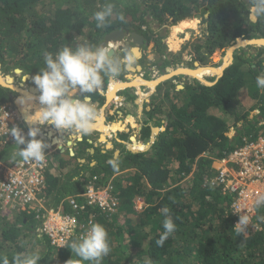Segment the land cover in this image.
Wrapping results in <instances>:
<instances>
[{
    "label": "trees",
    "instance_id": "trees-1",
    "mask_svg": "<svg viewBox=\"0 0 264 264\" xmlns=\"http://www.w3.org/2000/svg\"><path fill=\"white\" fill-rule=\"evenodd\" d=\"M108 3L115 6L113 15L106 27L97 28L93 14ZM251 6V0H0V67L21 69L33 77L46 67L45 53L55 56L63 47L78 44L97 47L107 34L122 29L144 38L139 63L156 55L160 58L156 68L162 74L170 73L180 64L186 46L178 53L166 52V36L160 30L168 20L175 26L196 17L206 29L204 38L192 45L191 54L203 66L205 59L220 56L239 38H264V18L253 22L249 18ZM121 13L123 21L119 19ZM255 47L258 53L247 57L254 62L248 64L236 49L233 63L221 76L209 79V86L189 77L190 82L176 89L171 81L181 78L180 74L159 83L138 129L137 140L148 146L146 151L125 148L123 141L133 131L127 127L118 136L117 145L123 148L118 154L96 149L88 138L80 142V156L74 152L70 155L66 148L46 170L36 195L42 208L28 210L24 206L15 211L0 203V256H7L12 264L17 253L37 254L41 250L38 264H66L70 258L72 264H94L80 261L68 247L52 246L39 230L45 210L60 208L62 214L78 221V231L85 232L89 221L90 226L98 223L106 228L111 252L101 264H142L144 257L151 258L153 264H264V206L256 208L246 232L237 234V218L230 212L231 197L207 185L213 159L245 140L255 139L264 130V100L260 95L264 89L256 85V77L264 74V48ZM115 52L119 57L126 54L124 50ZM249 79L253 81L250 86ZM110 80L122 78L105 77L102 87ZM19 94L0 85V105L8 104L19 111ZM89 95L91 101L104 103L105 97L98 91ZM113 117L117 115L111 103L106 121ZM153 128H157L155 134ZM232 128L235 136L228 138ZM40 138L49 144L47 149L55 145L51 138L38 134ZM11 148L0 149V160L11 164L22 161ZM71 172L74 176L69 179ZM92 184L112 189L119 201L114 213L97 204L72 208L68 198L82 203L83 193ZM65 186L67 193L63 192ZM59 195L64 198L55 205ZM135 198L143 200L140 211L134 208ZM165 206L170 209L176 231L158 247L156 240L164 231L165 218L160 210ZM125 234H130L128 243L123 241ZM75 240L79 238H71L68 245ZM55 253L57 259L52 258Z\"/></svg>",
    "mask_w": 264,
    "mask_h": 264
},
{
    "label": "clouds",
    "instance_id": "clouds-1",
    "mask_svg": "<svg viewBox=\"0 0 264 264\" xmlns=\"http://www.w3.org/2000/svg\"><path fill=\"white\" fill-rule=\"evenodd\" d=\"M251 4L249 18L253 22L264 18V0H251ZM114 7L113 4L108 3L102 10L93 14L97 22V28L107 26L108 18L113 15ZM119 19L124 20L122 13L119 15ZM124 43L119 45L118 43H110L116 45V49H112L108 44L97 47L78 44L75 48L71 46L63 47L55 56L52 53H45L44 62L46 67L32 77V81L40 93L38 98L31 94H25L17 98V103L22 106V111L25 113L31 111L34 107L33 102L37 99L40 105L34 113L25 116V124L39 126L47 124L61 132L75 131L80 134H90L96 126L99 114L90 102L89 94L102 88L105 77L115 79L124 68L131 67L135 62L134 49L129 50L122 57L113 54L112 50L115 53L118 46H123ZM158 72L152 76L151 71V80L147 78L145 82L156 79ZM256 85L258 88L264 89V74L256 77ZM125 89H128V87H125ZM77 93L82 98L78 97ZM39 126L29 127L27 138L22 134L19 127H12L9 131L15 144L20 146L17 154L24 162L42 164L45 159V150L49 147V144L42 139H37L41 131ZM137 142L140 143L139 140ZM59 143L61 144V141ZM22 145L23 147H21ZM124 145L125 148L126 146L130 147L129 144ZM141 146H143L142 143ZM137 152H142V150ZM262 206H264V196L258 197L255 201V207L260 208ZM160 211L165 217L162 222L164 231L156 240V245L163 247L165 241L176 231V225L169 215L170 209L167 206ZM236 213L240 214L241 212ZM248 224V215L241 214L234 229L237 234L245 233ZM67 247L80 261L94 262V264H101L102 259L111 252L108 232L103 225L98 223L92 224L87 234L79 240L72 241ZM40 259L41 257L35 253L22 252L12 257V264H38ZM0 264H10L8 257L0 256ZM66 264H72V259L68 260ZM142 264H153V261L149 257H144Z\"/></svg>",
    "mask_w": 264,
    "mask_h": 264
},
{
    "label": "built area",
    "instance_id": "built-area-1",
    "mask_svg": "<svg viewBox=\"0 0 264 264\" xmlns=\"http://www.w3.org/2000/svg\"><path fill=\"white\" fill-rule=\"evenodd\" d=\"M108 45L116 49V45ZM155 73L156 70L153 69L152 76ZM24 124L17 110L8 104L0 105V149L17 145L9 133L12 127H19L22 134L27 135L29 129ZM49 150L50 153L54 152L53 149ZM51 162L47 155L42 164L22 160L7 167L0 160V203L15 211L24 206L28 210L42 208L41 205L39 207L36 195L44 184L45 173ZM211 166L212 175L208 178L207 185L219 190L223 196L231 197L230 212L237 218L235 225L241 214L248 215L250 224L256 214L255 201L264 196V130L255 139L245 140L238 148L221 158L213 159ZM82 198V203L68 198L73 209L77 210L88 203L97 204L114 213L119 203L111 188H99L95 184L87 188ZM59 209L45 210V219L39 230L47 236L52 246L66 249L71 238L80 239L85 232L88 233L91 222L83 226L85 232L78 231V221L71 215L62 214Z\"/></svg>",
    "mask_w": 264,
    "mask_h": 264
},
{
    "label": "rangeland",
    "instance_id": "rangeland-1",
    "mask_svg": "<svg viewBox=\"0 0 264 264\" xmlns=\"http://www.w3.org/2000/svg\"><path fill=\"white\" fill-rule=\"evenodd\" d=\"M190 19V18H189ZM191 19H196L197 20V24H196V27L194 28V29H187V30H184L181 34H178L177 35V37L179 38V41L181 42L180 44H179V47H178V50L177 51H174V52H172V51H170L171 53H178V52H180L181 50H182V48L184 47V46H186V48H185V50L182 52V54H181V62H180V64L179 65H177L176 67H175V69L176 68H178V69H181L182 70V68L184 69V70H189V71H193V70H195V69H197V68H212V69H219V68H222L223 67V65H224V62H225V59H226V57H227V52L229 51V49H230V47L229 48H227V49H225L222 53H221V55L220 56H217L218 57V60H216V61H214L212 58L213 57H211V58H207V59H205L204 60V65L203 66H201L200 65V63L199 62H197V61H195V60H193V57H192V52H191V50H192V45L195 43V42H197L198 40H201V39H203L204 37V34H205V29H206V24L202 21V19L200 18V17H196V18H191ZM130 23H132V22H130ZM170 20H168L165 24H164V27L160 30V34L161 35H164V36H166V38L164 39V45H165V47H166V52H168V50H169V47H167L168 45H167V40H168V38H169V35L171 34V27L172 26H170ZM154 26H157V23L156 22H154ZM188 33V36L186 37L184 34L185 33ZM184 38H186V39H184ZM181 39H183V40H181ZM260 39H264V38H260ZM258 46H260V45H258ZM236 47V46H235ZM263 48H264V46H263ZM236 49H240L239 50V54L241 55H243L245 58H246V62L248 63H250V62H254V61H251L250 59H247V57H249L250 55H256L257 53H258V50H259V48H256L255 47V45L254 44H248V45H245V46H237L236 48H234L233 50H232V52H231V59H230V61L228 62V64H226V65H224V67L225 66H228L230 63H233V55H234V51L236 50ZM238 52V51H237ZM117 52H115V54H116ZM158 59H159V61H160V58L158 57V56H156V55H153L152 57H151V60H149V65H152V64H158ZM141 64H142V67L144 68L145 67V65H146V62L145 61H141L140 62ZM195 63H198L199 65L198 66H195L194 64ZM248 63V64H249ZM155 64V66H153V67H155L156 68V65ZM247 64V65H248ZM10 65V64H9ZM137 66H139L138 65V63L137 62H135L134 64H132V67L133 68H135V67H137ZM251 67L253 68V64H251ZM174 69V70H175ZM16 70L17 71H19V72H16ZM124 72V70L121 72V74L119 75L120 76V78H123L122 77V73ZM131 74H129L128 75V80L127 81H124V82H122V81H118L117 83H126V84H129L130 83V78H140L142 81H146L147 80V78H149V76H144V77H141V75L143 74V70H141V71H139V72H137V71H132V72H130ZM166 74H168V73H166ZM182 74V75H181ZM214 73H207V75H205V76H203V80L204 81H206V82H210L209 81V79H212V78H214V77H216V74H214ZM163 76H165V74H162L160 71L158 72V75H157V78L156 79H154V80H152V81H156V80H158V81H156V82H159V81H161L162 79H160L161 77H163ZM179 76H182L181 78H176L175 80H172L171 82H172V84L176 87V89H180L184 84H186L187 82H190V78L189 77H191V76H189L188 74H184V73H180V75ZM0 78H1V80H3V82H4V84H6V86L7 85H10V86H14V88H17V90L18 91H20L19 89H22V90H26V91H29V92H33L34 93V95H35V97H37L38 98V96H39V91H38V89H37V87H36V85L33 83V81H32V76L31 75H27V74H24L23 73V71L21 70V69H6V70H2L1 69V67H0ZM151 78V77H150ZM194 78V77H193ZM173 79V78H172ZM196 79V78H195ZM148 80H151V79H148ZM198 80V79H197ZM8 83H7V82ZM151 81V82H152ZM252 79H249L248 81H247V83H248V86H250V85H252ZM151 84V83H150ZM110 85L111 84H107L105 87H102V91H103V95H105V98H106V100H107V96H108V89L110 88ZM143 85H145V84H143ZM9 86V87H10ZM127 87H129V86H127ZM126 87V88H127ZM153 87H154V85H153ZM157 87V86H156ZM156 87L153 89L152 88V90H154L155 92H156ZM134 88H138V87H134ZM134 88L132 87V88H128V89H125V88H123V89H119V90H117L116 92H115V94H114V97L111 99L110 97L108 98V101L110 102V101H113V105L115 106L117 103H119V96L122 98L123 97V94L124 95H127L130 99L131 98H133L135 95H136V92H134ZM132 89V90H131ZM139 92H140V95L142 96V97H145L144 95H146V94H151L152 95V97L155 95V92H152V91H150V90H148V88H144V87H142V85L139 87ZM144 89H146V91L145 92H143V90ZM254 89V88H253ZM165 90V88L163 87V91ZM250 91H252V89H250ZM139 92H137V93H139ZM151 92V93H150ZM143 94V95H142ZM260 95H261V97H262V99L264 100V92L263 91H261L260 92ZM150 96V95H149ZM148 96V97H149ZM150 98H151V96H150ZM125 99V98H124ZM122 101V100H121ZM262 102V101H261ZM93 103L95 104H97V108H96V110H97V112L98 113H100L101 112V107H102V105H100V100L99 101H97L96 100V102L95 101H93ZM124 103H132V102H130V100H128L127 98L125 99V102ZM166 103V102H165ZM263 103V102H262ZM167 104V103H166ZM165 104V106H168V104L166 105ZM122 107H123V105H122ZM121 107V108H122ZM38 109V107L36 108V109H34V108H32L31 109V111L28 113V114H32V113H34V111H36ZM100 110V111H99ZM144 114H145V112H144ZM254 114H256V111L251 115V116H254ZM25 115H27V113H25ZM124 116V118H125V120L124 119H122L121 117L120 118H118V117H113V118H109L108 119V121H103L102 123V125L104 126V127H110V128H112V127H117V129H119V130H117V129H115V130H108V132H102V131H100V130H98V129H94L90 134H87V135H84L83 136V138L84 137H86V138H90V139H92V140H98L99 139V141L101 140L102 141V143L101 144H99L98 146H96V149H98V150H100V149H102V147H104V148H107V149H111V150H113V152H115V153H117L118 154V152H120L121 151V149L123 150V148L121 147V146H118L117 145V143L116 142H114V141H112V143H111V141L108 139L109 138V133H111V135H112V133H117V137L119 136V134L121 133V132H123V130H121V129H123L122 127H127V128H130V129H132L133 131H132V133L130 134V137L129 138H132V137H134L135 138V141L134 142H136L135 144H133V141H131L130 139H128L127 141H123V143L124 144H129L131 147L132 146H135V148L136 149H138V148H143L142 150V152H144V151H146L147 149H145V147H143V146H141V143L143 144V142L142 141H140V143H138L137 141V139L138 138H140V135H139V133H138V130L136 129V127L135 126H137V119L135 118V116L136 115H133V113L131 114V112H129V113H127V115L125 114V115H123ZM250 116V117H251ZM102 119H103V116L101 117ZM145 118H146V115H145ZM143 119V118H142ZM128 121V122H127ZM118 122H121V123H118ZM97 123V122H96ZM127 124V125H126ZM32 126V125H31ZM35 126H39V125H35ZM43 126H45V127H43V128H41V132H40V134H42L43 133V135L46 133V135L48 136V139H52L53 140V142L54 143H56L57 144V146L59 147H65V141H67V139H68V136L69 135H71V133H67L66 131L65 132H61V131H59V130H57V129H55L53 126H51V125H47V124H45V125H43ZM50 127V128H49ZM125 130V129H124ZM59 131V132H58ZM117 131V132H116ZM58 133H60V134H63V138H61L60 136L61 135H58ZM227 137L229 136L230 138H232V137H234L235 135H234V131H233V128L232 129H230L228 132H227ZM106 136V137H105ZM102 137H103V139H102ZM228 137V138H229ZM41 139V138H40ZM129 140L131 141L130 143H129ZM137 140V141H136ZM59 141H61V144L59 143ZM131 143H132V145H131ZM64 145V146H63ZM23 146V145H22ZM10 147V146H9ZM13 147V146H12ZM104 150V149H103ZM50 150L49 149H46L45 150V155H47V158L48 159H50L51 161H53L54 162V160H55V158L56 157H60V156H62L59 152H55V153H50L49 152ZM11 161H9V162H4V164L7 166V167H11V163H10ZM17 163V162H16ZM15 163V164H16ZM13 166V165H12ZM211 168H212V166H211ZM73 176H74V173H72L71 172V174L68 176V178L69 179H72L73 178ZM68 179V180H69ZM71 181V180H70ZM67 191H69V189H68V187L67 186H65V188L63 189V192H66L67 193ZM64 198V196L63 195H59L56 199H55V202H54V204L55 205H57L59 202H61L62 201V199ZM135 202H134V208H135V210L136 211H140V209L142 208V205H143V200L142 199H136L135 198V200H134ZM9 207V206H8ZM133 237H135V236H133ZM123 241H124V243H128L129 241H130V234H125V235H123ZM41 251V250H40ZM40 251H38V253L40 252ZM37 253V254H38ZM58 254L57 253H55L54 255L52 254V258L54 257V259H57L58 258V256H57ZM56 256H57V258H56ZM71 259V258H70ZM69 259V260H70Z\"/></svg>",
    "mask_w": 264,
    "mask_h": 264
},
{
    "label": "crops",
    "instance_id": "crops-1",
    "mask_svg": "<svg viewBox=\"0 0 264 264\" xmlns=\"http://www.w3.org/2000/svg\"><path fill=\"white\" fill-rule=\"evenodd\" d=\"M185 20H188V19H185ZM178 24V23H177ZM187 33V32H186ZM185 33V34H186ZM184 39H186V38H184ZM181 40H183V39H181ZM121 43H124V41L123 42H121ZM118 45H119V43H118ZM168 45V44H167ZM133 46H136L135 44L133 45ZM168 47V46H167ZM261 47H263V46H261ZM178 50V49H177ZM177 50H171L170 48H169V50H168V52H170V51H172V52H174V51H177ZM171 53V52H170ZM149 60H151V56H149V58H148ZM149 60L147 61H145L146 62V65H145V67L143 68L142 67V64H140L139 62H138V58H135V62H137L138 63V65H139V67L141 68L140 70H138V69H136V67H135V70L134 71H137V72H139V71H141V70H143V74L141 75V77H144V76H149V78L148 79H150V72L154 69V70H156V73L159 71V69H155V67H153V65H149ZM134 62V63H135ZM133 63V64H134ZM176 69H178V68H176ZM133 70H129L128 68H124V72L122 73V82H124V81H127L128 80V75L129 74H131L130 72H132ZM133 71V72H134ZM155 73V74H156ZM141 80V79H140ZM159 80V79H158ZM158 80H156V81H158ZM112 81H114L113 83H111ZM156 81H152V83L153 82H156ZM118 81L117 80H110L108 83L109 84H111L110 85V88L108 89V96L112 99L113 97H114V94H115V92L117 91V90H119V89H121V88H123V86H117L118 84H120V82L119 83H117ZM147 83H150V81H147V82H142V80L141 81H139V80H136L135 78H131V80H130V83L129 84H127V86H129V87H138V88H134V92H136V95L132 98L133 100H131L127 95H124L123 94V97L121 98L120 96L118 97L119 98V103H117L115 106L113 105V111L115 112V114L117 115V117L118 118H122V119H124L125 120V118H124V116L123 115H127V113H129V112H131V114L133 113V115H136L135 116V118L137 119V126H135L136 127V129L138 130L139 129V127H140V124L144 121V119H145V114H144V111H148L149 110V108H150V104L152 103V95L151 94H149L150 96H151V98H150V96L148 95V94H146V95H144L145 97H142L141 95H140V92H139V87L142 85V84H145V85H142V87H146V88H148V90H150V91H152V92H155L154 90H152V88L150 89L146 84ZM158 83V82H157ZM126 86V87H127ZM125 87V86H124ZM128 87V88H129ZM132 90V89H131ZM146 91V89H144L143 90V92H145ZM98 92H99V94H101L102 96H104L105 97V95H103V91H102V88L101 89H99L98 90ZM110 92H111V94H110ZM137 92H139V93H137ZM151 93V92H150ZM20 96H22L21 94H19ZM77 96L78 97H80V94L79 93H77ZM149 96V97H148ZM80 98H82V97H80ZM127 98L128 100H130V102H132V103H124L125 102V99ZM122 100V101H121ZM90 102L95 106V108H97V104L95 103H93V101H91V99H90ZM96 102V101H95ZM111 103H113V101H108V100H106V98H105V100H104V103L102 104V107H101V112L100 113H98L99 114V119H98V121H97V123H96V125L98 124V123H100V126L101 127H103V129L101 130L99 127H95L94 129H98V130H100V131H102V132H108V130H115V129H117V127L115 128V127H112V128H110L109 126L108 127H104L102 124V122L103 121H105L106 122V111L108 110V108H110V104ZM33 104H34V109H36L37 107L39 108L40 107V105H39V102H38V100H36V101H34L33 102ZM16 105H17V108H18V112L21 114V116H22V118H23V121H25V117H24V114H23V111H22V107H20V106H18V104L16 103ZM122 105H123V107H122ZM122 107V108H121ZM99 110V111H100ZM35 112V111H34ZM25 113V112H24ZM27 115H28V113H27ZM37 115H38V113H37ZM103 116V119L101 118ZM143 118V119H142ZM100 120H101V122H100ZM128 122V121H127ZM155 122H156V120H155ZM118 123H121V122H118ZM25 126H26V128H28L29 129V127H32L31 125H26V124H24ZM127 125V124H126ZM33 126H35V125H33ZM40 128H43V127H45V126H39ZM50 128V127H49ZM123 129H121V130H123L124 131V129L126 128V127H122ZM117 130H119V129H117ZM233 131H234V135H235V129H233ZM41 132V131H40ZM59 132V131H58ZM117 132V131H116ZM47 133V132H46ZM46 133L43 135V133L42 134H40V136L41 137H45V138H47L48 139V136L46 135ZM68 133V132H67ZM69 133H71V135H69L68 136V139H67V141H65V147H58L57 146V144L56 143H54L53 142V140L51 139L50 141H51V144H55V145H53V147H52V149L54 150V152L53 153H55V152H57L58 150H59V153L61 154L62 152H65L66 151V148H68V150H67V153H70V155H71V153H73L74 152V154L76 155V156H80L81 154L79 153V149H82L81 148V140L82 139H84V138H86V137H84L83 138V136L85 135V134H80V133H77V132H75V131H70ZM118 133V132H117ZM117 133H112V135H111V133H109V140L111 141V143H112V141H114V142H120L119 141V138L117 137ZM58 135H61L60 137L61 138H63V134H60V133H58ZM106 137V136H105ZM229 137V136H228ZM230 138V137H229ZM102 139H103V137H102ZM88 140V143L89 142H91V141H93V144L94 145H96V146H98L99 144H101L102 143V141L100 140L99 141V139L98 140H92V139H90V138H88L87 139ZM63 145V146H64ZM20 146L19 145H16V146H13L12 148H11V150H12V152H14V153H16V152H18V148H19ZM21 147H23V146H21ZM133 148H135V146H132ZM132 147L130 146H126V149L127 150H131L132 149ZM143 147H145V148H148V146H144L143 145ZM103 149H107V148H104V147H102ZM130 148V149H129ZM136 149V148H135ZM138 149H140V148H138ZM90 149H87L86 151L87 152H89L90 153V151H89ZM115 153V152H114ZM118 153H120V152H118ZM115 154H117V153H115Z\"/></svg>",
    "mask_w": 264,
    "mask_h": 264
},
{
    "label": "water",
    "instance_id": "water-1",
    "mask_svg": "<svg viewBox=\"0 0 264 264\" xmlns=\"http://www.w3.org/2000/svg\"><path fill=\"white\" fill-rule=\"evenodd\" d=\"M144 38L141 36V35H139L138 33H136V32H129V31H127V30H116V31H114V32H111V33H109V34H107L105 37H104V40H103V42L99 45V46H101V45H105V44H109V43H113V44H116V43H121V42H123V41H125V43H124V45L123 46H118V51H121V50H124L126 53L129 51V50H131V49H134L135 50V54H137L138 56L136 57L135 56V58H138V59H140L141 58V55H142V53H141V50H140V46H142V44H143V42H144V40H143ZM239 42H248L247 44H256L255 42H264V39H243V38H239V39H237L235 42H233L232 43V45L230 46V49H234V48H236L237 47V44L239 43ZM252 42V43H251ZM136 45V46H133V45ZM259 43H257L256 45H258ZM263 44V43H262ZM236 46V47H235ZM261 46V45H260ZM264 46V45H263ZM112 52H113V54H114V51L112 50ZM229 52V51H228ZM227 52V53H228ZM110 54H112V53H110ZM230 54V55H229ZM228 55H229V57H230V59H231V53H229ZM214 61H216V60H218V57H213L212 58ZM195 66H198L199 64L198 63H195L194 64ZM227 66H225V68H226ZM224 68V69H225ZM128 69L129 70H135V68H133L132 66L131 67H128ZM136 69H138V70H140L141 68L139 67V66H137L136 67ZM223 69V70H224ZM223 70H221V71H219V73H216V77H219V76H221V74H222V72H223ZM16 72H19V71H17L16 70ZM181 73V69H176L175 71H173L172 73H170L169 75H167V77L164 79V80H166V79H169V78H171V77H173V76H175V75H178V74H180ZM190 76V75H189ZM192 77V76H191ZM164 80H161V81H164ZM161 81H159V82H161ZM200 81V80H199ZM158 82V83H159ZM200 82H202L204 85H207V86H209V85H211L212 83H209V82H206V81H203V80H201ZM157 83V84H158ZM0 85L1 86H4V87H9L10 85H7L6 86V84H4L3 82H1V80H0ZM157 86V85H156ZM9 88H11L12 90H15L16 92H19L16 88H14L13 86H10ZM182 88V87H181ZM108 98H109V96H107V100H108ZM157 131V128H153L152 129V134L154 133V132H156ZM155 134V133H154ZM130 140L131 141H135V138L134 137H132V138H130ZM132 151V150H131ZM132 152H134V151H132ZM137 152V151H136Z\"/></svg>",
    "mask_w": 264,
    "mask_h": 264
},
{
    "label": "bare ground",
    "instance_id": "bare-ground-1",
    "mask_svg": "<svg viewBox=\"0 0 264 264\" xmlns=\"http://www.w3.org/2000/svg\"><path fill=\"white\" fill-rule=\"evenodd\" d=\"M196 24H197V20L196 19H188V20H183V21H181V22H179L178 24H176L175 26H172L171 27V34L169 35V38H168V40H167V44H168V47L171 49V50H177L178 49V47H179V44L181 43L180 41H179V38L177 37V35L178 34H181L184 30H187V29H194L195 27H196ZM184 33V32H183ZM186 37L188 36V33H186V34H184ZM248 42H239L238 44H237V46H245V45H248L247 44ZM252 43V42H251ZM256 44L257 43H259L258 45H261V46H263L264 45V42H255ZM263 43V44H262ZM256 44H254V45H256ZM232 50L233 49H229V52L227 53V57H226V59H225V62H224V65H226V64H228V62L230 61V57H229V53H231L232 52ZM229 54V55H228ZM135 56L137 57L138 55L137 54H135ZM224 65H223V67L222 68H219V69H212V68H197V69H195V70H193V71H189V70H184L183 68H182V70H181V72L182 73H184V74H188V75H190V76H192V77H194V78H196V79H198V80H203V76H205V75H207V73H214V74H216V73H219V71H221V70H223L225 67H224ZM170 74V73H169ZM169 74H167V75H169ZM213 74V75H214ZM167 75L166 76H163V77H161L160 79H162V80H164L166 77H167ZM135 78V77H134ZM131 79V78H130ZM136 79V78H135ZM0 80H1V78H0ZM136 80H139V81H141L140 80V78H137ZM204 81V80H203ZM1 82H3V80H1ZM5 82V81H4ZM3 82V83H4ZM7 82V81H6ZM142 82H145V81H142ZM8 83V82H7ZM151 83V84H150ZM150 83H147L146 85L151 89V88H155V86L157 85V82H151L150 81ZM153 85H154V87H153ZM117 86H123V88H125L126 86H127V84L126 83H120V84H118ZM125 86V87H124ZM14 87V86H13ZM123 88H121V89H123ZM17 89V88H16ZM20 91H19V93L21 94V95H25V94H31V95H33V96H35L34 95V93L33 92H29V91H26V90H22V89H19ZM110 94H111V92H110ZM143 95V94H142ZM38 100V99H37ZM20 107H22L21 105H20ZM23 114H24V117L26 116L25 115V113L23 112ZM100 122H101V120H100ZM33 126V125H32ZM95 127H99L101 130L103 129V127H101L100 126V123H98ZM157 132V131H156ZM156 132H154V133H156ZM153 133V134H154ZM152 141V140H151ZM136 142H134L133 141V144H135ZM143 148H140V149H138V150H142ZM145 149H147V148H145ZM138 150H135V151H138ZM143 151V150H142Z\"/></svg>",
    "mask_w": 264,
    "mask_h": 264
},
{
    "label": "flooded vegetation",
    "instance_id": "flooded-vegetation-1",
    "mask_svg": "<svg viewBox=\"0 0 264 264\" xmlns=\"http://www.w3.org/2000/svg\"><path fill=\"white\" fill-rule=\"evenodd\" d=\"M254 55L252 54V55H250L248 58H251V57H253Z\"/></svg>",
    "mask_w": 264,
    "mask_h": 264
}]
</instances>
